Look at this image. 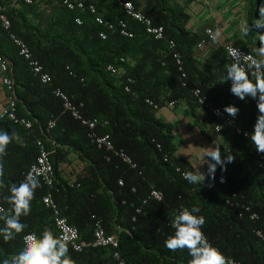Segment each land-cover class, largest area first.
Instances as JSON below:
<instances>
[{
    "label": "trees",
    "instance_id": "16d2710c",
    "mask_svg": "<svg viewBox=\"0 0 264 264\" xmlns=\"http://www.w3.org/2000/svg\"><path fill=\"white\" fill-rule=\"evenodd\" d=\"M83 1L84 8L71 9L65 0H0L11 21L7 30L0 20V55L12 68L18 115L33 123L27 128L0 116V131L14 134L0 161L5 185L0 188V206L9 207L3 198L7 187L24 178L39 154L36 140L43 139L55 166V200L61 215L84 239L92 238L97 221H101L107 233L117 235L127 264H189L186 249L169 251L164 241L173 232V214L193 206L200 208L197 215L205 217L204 234L224 255L264 264V239L255 232L264 231L261 155L245 135L231 133L226 148L235 161L226 172L220 171L226 175V182L213 187L206 181L204 185L189 184L182 172L196 169L176 155L173 125L147 102L151 99L162 107L170 101H186L193 109L203 107L191 91L200 87L216 105L239 107L237 120L251 132L257 116L256 101H240L230 94V83L220 84L232 62L225 45L198 48L204 34L189 28L190 0H131L155 25L164 27V39L148 33L146 24L127 15L115 0ZM91 4L95 13L89 8ZM257 13L256 8L251 24ZM97 15L110 21L113 28L99 23ZM121 21L126 22L132 36L122 33ZM11 33L27 42L51 81L40 80L20 54ZM254 34L257 37L256 31ZM170 39L183 54L186 78H182L173 58ZM253 42V47L241 48L254 52L256 38ZM199 52L204 53L203 59ZM109 65L118 71L113 73ZM56 89L64 91L76 105L82 103L85 116L99 119L96 132L110 134L114 148L99 147L92 140L89 128L64 107V100L54 93ZM205 113L216 133L215 119ZM52 120L55 125L49 127ZM121 153L130 156L132 162L125 161ZM66 164L70 175L60 168ZM178 166L181 171H177ZM154 188L163 192L161 200L149 198ZM46 192L41 180L31 213L21 218L27 225L24 232L8 242L0 236V261L23 247L27 233L39 236L47 228L59 236L54 210L43 202ZM254 213L258 219L251 218ZM69 256L74 264H115L113 250L107 246L82 251L69 248Z\"/></svg>",
    "mask_w": 264,
    "mask_h": 264
},
{
    "label": "clouds",
    "instance_id": "9594fccd",
    "mask_svg": "<svg viewBox=\"0 0 264 264\" xmlns=\"http://www.w3.org/2000/svg\"><path fill=\"white\" fill-rule=\"evenodd\" d=\"M258 17L252 24L244 21L239 26L242 36L247 37L255 30L257 47L254 55L242 52L240 48L228 47L227 52L232 62L226 67V74L222 77L220 84L230 83L229 92L240 101L247 102L248 99L256 101L257 116L251 132H245L250 144L257 154L264 155V0L257 4ZM222 31L217 29L212 33L214 43H220ZM205 96L203 98V103ZM226 113L232 119L227 123L233 126L235 119L240 113V108L235 104L225 105L215 110V115L222 116ZM237 131H240L237 129ZM14 134L7 131H0V161L7 154V148L13 141ZM188 137L185 136V139ZM235 161L231 153L227 155L221 152L218 144L205 147L201 155L200 168L207 165L206 172L200 168L193 172H184L183 179L189 184H203L208 179V187H213L216 179L217 168L226 172L227 166ZM4 165L0 162V188L3 183ZM41 176L50 183L46 174L36 169H30L24 175L19 184L13 183L7 187V195L3 198L9 207H0V236L3 241L8 242L24 232L27 225L22 222V217L31 213L32 201L36 190L41 187ZM225 177L221 175L220 183H225ZM199 207L191 209L182 207L173 214L170 234L164 241V246L172 252L187 250L191 257L189 264H235V261L226 257L218 248L214 247L204 234L202 227L205 224V217L197 215ZM232 257V256H230ZM237 260V259H236ZM240 261V260H239ZM0 264H74L69 256V239L64 235H56L52 230L45 228L39 236L35 233H28L23 237V247L14 255L4 258Z\"/></svg>",
    "mask_w": 264,
    "mask_h": 264
},
{
    "label": "built area",
    "instance_id": "2783aa9c",
    "mask_svg": "<svg viewBox=\"0 0 264 264\" xmlns=\"http://www.w3.org/2000/svg\"><path fill=\"white\" fill-rule=\"evenodd\" d=\"M27 1L31 2V0H27ZM115 1L119 2L123 6L124 11L127 15H129L133 19H136L138 21L145 23L148 33L154 35L155 38H157V39H164L165 38L164 27L162 25H155L149 17H147L142 11L137 9V7L133 1H131V0H115ZM65 3L71 9H73L75 7H80V8L85 7V3L83 0H65ZM89 8L91 9L92 12H94V13L96 12V8L93 4H91L89 6ZM0 20L2 21V24H3L5 29L9 30L11 28V21L8 18V16L6 15V13L3 11V6L1 4H0ZM96 20L99 23L105 24L106 26H108L111 29L113 28V24L108 20H104L102 18V16H100V15L96 16ZM77 21L79 23H81V19L78 18ZM120 23L122 26V33L125 35L132 36V34L126 30V22L121 21ZM212 33H214L212 28L206 29V35L204 36V38H202L199 41L198 48L204 47L208 43V41L212 39V36H211ZM10 36L13 39V41L16 43V45L19 47L20 54L23 55L29 61L33 71L36 74H38V76L40 77V80L43 83H47V82L51 81V76L49 73L44 71L43 65L38 60L33 58L32 51L30 50V47L28 46L27 42L14 33H11ZM101 36L103 38H106V33L102 32ZM169 46L173 50V58L176 61V64L178 65L179 70L181 71L182 78H186L187 73H186L185 68H184V58H183L182 52L177 48V43L174 39L169 40ZM228 47L240 48L242 52L254 55V52L244 50L241 47L235 46L233 44H228L226 46V51H227ZM227 54H228V52H227ZM229 58L231 60L230 56H229ZM0 69L2 72H4L6 74L3 77V84L5 85L7 93H8L7 103L4 106V108L2 109L0 116H8L9 118H11L16 123H21L22 125H24L27 128H32L33 123L29 118L21 117L18 115L17 97L15 94L14 79L12 76V68L10 66V63L1 55H0ZM108 69L110 71H112L113 73H116L118 71V69L113 65H109ZM129 81H132V79H129ZM184 84H185V82H184ZM126 90H128V91L130 90L129 85L126 86ZM191 91H192L194 97L196 98L198 104L203 106V108L206 111H208L210 114H212L213 116H215L218 119V123L215 125V130L217 132H222L224 130H227V132L230 134L232 133V134H239V135L240 134L244 135L245 132H248L242 127V125L239 123L237 118L235 119L234 125L229 126L227 122L229 120H231L232 118L229 117L226 113H224L222 116L215 115L216 109L219 108L222 111L223 108L219 105H216L212 101V99H210L209 96L203 92V90L200 87H193V88H191ZM54 93L64 100V107L67 110L71 111L72 115L76 119L80 120V122L83 125H85L89 128V130H90L89 136L92 138L93 141H95L97 143V145L99 147H105L107 149L114 148V144H113V141L111 139L110 134L99 135L96 132V127H97V124L99 123V119L98 118H90V117L85 116L84 112L82 111V107H83L82 103H80L79 105H76L75 103H73L70 100L68 95L64 91H62L61 89H56L54 91ZM204 96H205V100L203 103L202 101H203ZM147 102L149 104L153 105L154 108H156V109L160 108L159 104L155 103L151 99H147ZM175 103H176V101H170L169 102V104H171V105H173ZM54 125H55L54 120L49 122V127H53ZM237 129H239L240 131H237ZM36 143H37V146L39 148V154L37 155L36 161L30 166L29 170L30 169H36V170L40 171L41 173L46 174L50 180V183H49L43 179V176H41L42 182L47 187V192L43 195L42 198H43V202L46 204V206H48L49 208L54 210L55 224H56V228L58 230L59 236L60 235L67 236L69 239V248H71L75 251H82L83 249H85L87 247H96V246L111 247L113 250V258L115 260V264H127L125 258L122 256V253L120 251V248H119L120 244H119L118 238L114 234L107 233V231L104 228V226L102 225L101 221H97L96 227H95L93 235H92V238L91 239H84L81 237L78 228L76 226L72 225L65 216L61 215L60 210H59L58 205H57V202L55 200V192L58 190V188H56V185H55V182H56L55 166H54V162H53L51 153L48 150L47 145L43 139H37ZM228 153H229V151L227 152V154ZM121 155L125 161L132 162V159L130 158V156L126 155L125 153H121ZM260 161H261L260 165L264 169V155H261ZM177 171H181V168L179 166L177 167ZM183 173L184 172H182V174ZM221 175H223L225 177V180H226V175L220 173V169L218 167L217 172H216V179H215L214 185L221 184L220 183ZM120 184H123V182L120 181ZM149 198H155V199L161 200L163 198V192L159 189L154 188L151 190ZM0 207H2V206H0ZM251 218L252 219H258L259 216L256 213H254L251 215ZM31 233H33V232H31ZM256 233L259 236H261L262 238H264V233L261 230H257ZM209 242L214 247H216L220 250V248L218 246L214 245L210 240H209ZM226 257H229V256H226ZM229 258L234 260L235 264H251V263L236 260L234 257H229Z\"/></svg>",
    "mask_w": 264,
    "mask_h": 264
},
{
    "label": "crops",
    "instance_id": "0c3cea01",
    "mask_svg": "<svg viewBox=\"0 0 264 264\" xmlns=\"http://www.w3.org/2000/svg\"><path fill=\"white\" fill-rule=\"evenodd\" d=\"M259 2L260 0H190L187 8L191 16L189 28L203 31L204 36L207 28H212L214 33L217 29H221V42L218 44L225 45V48L228 44L239 45L240 47L241 45L253 47V41L256 38L255 30L250 32L247 37H244L239 31V26L244 21L251 24L250 22L254 16L253 11L257 8L256 4H259ZM256 18H259L258 13ZM213 43L211 39L207 45H212ZM199 53L203 59L205 57L203 56L204 53ZM5 75L0 69V114L8 100V93L3 84ZM158 110L159 116L173 125L174 143L177 147L176 155L190 162L196 171L200 168L201 155L205 151V147L218 144L223 154L227 155L228 151L231 153V150L226 148L231 136L230 133L227 130L217 132L215 125L218 123V119L211 114L215 119L213 129L216 133H214L210 124L211 120L206 117V110L203 107L198 106L193 109L186 101H180L173 105L168 102L166 105L160 106ZM185 136L188 138L185 139ZM67 165L60 168H63L62 170L66 175H70V167ZM200 170L206 172L207 165L201 166ZM205 181L210 182L208 179ZM247 208L249 210V207ZM257 230H261L264 233L262 229H256L255 232Z\"/></svg>",
    "mask_w": 264,
    "mask_h": 264
}]
</instances>
